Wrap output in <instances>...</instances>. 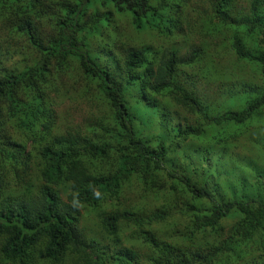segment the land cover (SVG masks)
<instances>
[{
  "label": "trees",
  "instance_id": "16d2710c",
  "mask_svg": "<svg viewBox=\"0 0 264 264\" xmlns=\"http://www.w3.org/2000/svg\"><path fill=\"white\" fill-rule=\"evenodd\" d=\"M0 264H264V0H0Z\"/></svg>",
  "mask_w": 264,
  "mask_h": 264
},
{
  "label": "rangeland",
  "instance_id": "374dc122",
  "mask_svg": "<svg viewBox=\"0 0 264 264\" xmlns=\"http://www.w3.org/2000/svg\"><path fill=\"white\" fill-rule=\"evenodd\" d=\"M134 97H136V99H137V95L133 96V99L135 100ZM95 221H96L95 217H90L88 220H85L82 222L83 224L81 227H83L85 225L84 227L87 228V230L90 232L89 235H91V236L96 235L97 231H98V230H96L97 227H96Z\"/></svg>",
  "mask_w": 264,
  "mask_h": 264
}]
</instances>
